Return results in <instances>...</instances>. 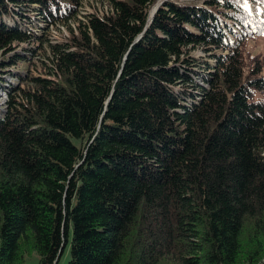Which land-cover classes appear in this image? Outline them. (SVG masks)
Instances as JSON below:
<instances>
[{"label": "trees", "instance_id": "obj_1", "mask_svg": "<svg viewBox=\"0 0 264 264\" xmlns=\"http://www.w3.org/2000/svg\"><path fill=\"white\" fill-rule=\"evenodd\" d=\"M105 1L0 0V264H264V0Z\"/></svg>", "mask_w": 264, "mask_h": 264}, {"label": "rangeland", "instance_id": "obj_2", "mask_svg": "<svg viewBox=\"0 0 264 264\" xmlns=\"http://www.w3.org/2000/svg\"><path fill=\"white\" fill-rule=\"evenodd\" d=\"M203 1V0H200ZM193 1L189 2L192 3ZM196 2V1H194ZM193 2V3H194ZM86 7H84L83 10L84 13H86V11H89L91 8V6H89L88 4L90 3V5L92 6H98L99 8H105L107 10L108 5L107 2H103L104 4L100 3V0H86ZM248 10L253 14L256 13V16H258L261 19H264V6L261 7L262 9H257L255 10V7L253 6L252 3H250L247 6ZM93 10V9H92ZM66 28L61 27V26H55L52 27V37H59V35L63 34V35H67L66 34ZM245 52L251 56V57H259V58H263L264 59V32L262 35H256L255 37L249 38L246 41L245 44ZM195 57L197 59H203V57H205V55L201 52V51H197L195 54ZM264 65V62H261ZM0 95L5 99L6 98V93L3 90H0ZM71 258V241L69 242L67 248L65 249L63 256L60 258L59 264H68L69 260ZM26 264H39V256L36 253L33 254H29L26 257Z\"/></svg>", "mask_w": 264, "mask_h": 264}, {"label": "water", "instance_id": "obj_3", "mask_svg": "<svg viewBox=\"0 0 264 264\" xmlns=\"http://www.w3.org/2000/svg\"><path fill=\"white\" fill-rule=\"evenodd\" d=\"M156 11H157V8H155V9L153 10V13H152L153 16H154V14H155ZM63 251H64V247H63V249H62L61 252H60L59 258L62 256Z\"/></svg>", "mask_w": 264, "mask_h": 264}]
</instances>
